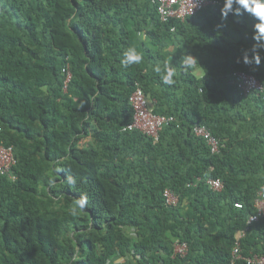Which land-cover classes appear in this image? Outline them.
I'll list each match as a JSON object with an SVG mask.
<instances>
[{
	"label": "trees",
	"instance_id": "16d2710c",
	"mask_svg": "<svg viewBox=\"0 0 264 264\" xmlns=\"http://www.w3.org/2000/svg\"><path fill=\"white\" fill-rule=\"evenodd\" d=\"M207 1L181 21L162 20L156 0H0V146L15 161L0 173V264L264 257V215L248 221L264 191V91L246 93L233 76L243 72L264 87V59L242 61L256 20H221L220 0ZM129 46L144 59L124 69ZM185 50L198 57L187 70ZM163 61L176 66L173 85L153 70ZM136 90L153 115L168 119L157 140L128 128ZM165 190L178 197L176 207L165 205ZM81 194L87 208L72 216ZM176 241L187 245L184 257L174 254Z\"/></svg>",
	"mask_w": 264,
	"mask_h": 264
},
{
	"label": "built area",
	"instance_id": "2783aa9c",
	"mask_svg": "<svg viewBox=\"0 0 264 264\" xmlns=\"http://www.w3.org/2000/svg\"><path fill=\"white\" fill-rule=\"evenodd\" d=\"M156 2L158 4L157 9L162 20L175 18L181 21H184L187 17H192L202 11L209 3L207 0H156ZM194 4L197 6L194 7ZM63 72L67 74L66 83H68L70 80L68 68L63 70ZM233 76L241 82L240 88L246 93L251 90L264 91V87L261 83H259L252 76L243 72L235 73ZM130 102L134 110V118L132 124L128 128H134L143 133L145 136L157 140L160 128L163 124H167L168 119L153 115L144 94L140 90H136L132 94ZM169 121H171V119H169ZM194 133L197 137L203 138L206 142H208L211 146L212 152L218 151L217 142L211 138L210 134L203 126H196L194 128ZM14 162V156L11 149L0 146V173H5ZM206 184L213 191H220L222 188L219 180L208 179ZM163 198L165 205L169 208L176 207L179 202L178 197L170 190H165L163 192ZM235 207L240 208L241 206L236 204ZM254 207L257 210V214L251 216L248 220L249 222L256 221L260 216L264 215L263 190L258 193L257 198L255 199ZM242 235L243 232H239L237 234L238 237H241ZM238 253V248H235L233 250L234 259L240 258ZM174 254L184 257L187 254V245L176 241L174 243ZM245 261L247 264H264V257L253 256L251 258H246Z\"/></svg>",
	"mask_w": 264,
	"mask_h": 264
},
{
	"label": "clouds",
	"instance_id": "9594fccd",
	"mask_svg": "<svg viewBox=\"0 0 264 264\" xmlns=\"http://www.w3.org/2000/svg\"><path fill=\"white\" fill-rule=\"evenodd\" d=\"M220 16L221 20H227L228 16H241L248 14L256 20L253 26L252 39L255 41L251 49H246L242 54V61L245 65L255 64L259 66L264 57L261 56V50H264V0H220ZM197 5L194 4V7ZM193 7V8H194ZM249 51L252 55L249 56ZM142 53L138 52L134 47H127L122 53L119 63L122 68L127 69L132 65H138L143 61ZM198 57L192 52L185 50L181 56L180 67L187 70L195 65ZM241 62V58L237 59ZM154 72L160 74V80L164 85H173L175 83L176 66L170 64L168 61H163L161 64H156L153 68ZM59 172V169H57ZM55 181L50 180L49 184H54ZM66 183L69 187H75L76 179L73 176H68ZM89 203L87 195L81 194L74 200V205L70 209V214L76 216L78 210L84 211ZM123 259V258H121ZM120 264V261H117Z\"/></svg>",
	"mask_w": 264,
	"mask_h": 264
}]
</instances>
